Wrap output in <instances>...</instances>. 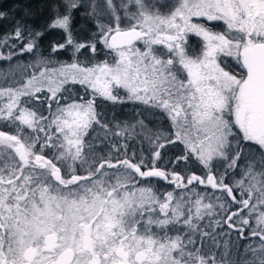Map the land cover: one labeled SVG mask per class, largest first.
<instances>
[{
    "label": "snow or ice",
    "instance_id": "6c2138e0",
    "mask_svg": "<svg viewBox=\"0 0 264 264\" xmlns=\"http://www.w3.org/2000/svg\"><path fill=\"white\" fill-rule=\"evenodd\" d=\"M44 7L0 31V264H264V0Z\"/></svg>",
    "mask_w": 264,
    "mask_h": 264
},
{
    "label": "trees",
    "instance_id": "16d2710c",
    "mask_svg": "<svg viewBox=\"0 0 264 264\" xmlns=\"http://www.w3.org/2000/svg\"><path fill=\"white\" fill-rule=\"evenodd\" d=\"M24 3L27 5H30L34 10L37 11L39 18L36 21H30V23H42L43 18L47 15V10L44 7V0H0V10L9 11V18L3 21H0V31L9 29L11 27V24L13 22V19H19L21 16V12L18 10H15L16 5ZM11 10V11H10ZM82 11V10H81ZM43 13V15H40V13ZM76 25V30L79 32L81 28H87L90 27V25H87L85 21L81 18L80 14L77 13L74 21ZM80 38L83 39L84 35L81 34ZM60 39V33L58 32H50L46 34L44 38V43L52 42L55 40ZM61 59H68V54H64L60 57ZM131 106H124L123 108L117 107L118 109V115L117 117L120 119L126 118L127 113L130 112ZM105 109L112 110L114 109L110 105H106Z\"/></svg>",
    "mask_w": 264,
    "mask_h": 264
},
{
    "label": "rangeland",
    "instance_id": "374dc122",
    "mask_svg": "<svg viewBox=\"0 0 264 264\" xmlns=\"http://www.w3.org/2000/svg\"><path fill=\"white\" fill-rule=\"evenodd\" d=\"M109 116H111L113 114V112H115L116 116L118 115V109L117 108H114L112 110H107V109H103Z\"/></svg>",
    "mask_w": 264,
    "mask_h": 264
}]
</instances>
